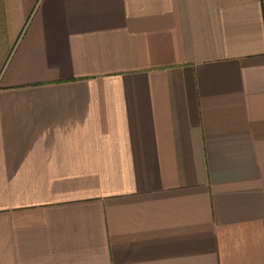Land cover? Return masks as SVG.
I'll return each mask as SVG.
<instances>
[{
  "label": "crops",
  "instance_id": "1",
  "mask_svg": "<svg viewBox=\"0 0 264 264\" xmlns=\"http://www.w3.org/2000/svg\"><path fill=\"white\" fill-rule=\"evenodd\" d=\"M18 1L0 264H264V0Z\"/></svg>",
  "mask_w": 264,
  "mask_h": 264
},
{
  "label": "rangeland",
  "instance_id": "2",
  "mask_svg": "<svg viewBox=\"0 0 264 264\" xmlns=\"http://www.w3.org/2000/svg\"><path fill=\"white\" fill-rule=\"evenodd\" d=\"M12 4H13L15 10H17L15 12L17 17L14 18V20H13V24H15L16 19L17 20L19 19L18 16H20L23 13V11H25V9L28 7L29 3H27V1H25V0H24V2L22 0H19L18 2L12 3ZM25 20H26V18H25ZM9 24H12V21ZM11 29H13V27L9 26V28H7V32H9Z\"/></svg>",
  "mask_w": 264,
  "mask_h": 264
}]
</instances>
